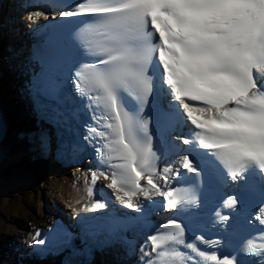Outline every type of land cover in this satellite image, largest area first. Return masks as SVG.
I'll return each mask as SVG.
<instances>
[{"label":"snow or ice","instance_id":"6c2138e0","mask_svg":"<svg viewBox=\"0 0 264 264\" xmlns=\"http://www.w3.org/2000/svg\"><path fill=\"white\" fill-rule=\"evenodd\" d=\"M59 15L85 18L78 46L91 59L74 67L70 82L96 122L84 137L95 141L102 169L91 175L89 197L102 179L137 213L147 207L141 196L183 211L200 207L195 194L205 183L210 190L230 186L213 213L224 225L229 217L221 209L237 215L248 193H264V0H77ZM150 99L154 113L145 117ZM153 122L167 151L154 147ZM168 154L175 159L160 167ZM104 207L99 199L91 204ZM249 215L264 236V200ZM185 232L175 218L160 224L147 238L155 256L148 253L145 264H192L177 246L199 264H238L200 250L195 241L203 237L189 243ZM249 254L264 264V245Z\"/></svg>","mask_w":264,"mask_h":264},{"label":"bare ground","instance_id":"6f19581e","mask_svg":"<svg viewBox=\"0 0 264 264\" xmlns=\"http://www.w3.org/2000/svg\"><path fill=\"white\" fill-rule=\"evenodd\" d=\"M9 1V0H7ZM3 5L0 10V22L7 21L5 26L0 27V56L5 53V44L14 45L18 40H27L28 44L37 38L32 39L29 36L28 28L33 23H40L44 16L29 19L31 13L39 11L33 9L28 13L15 11L13 8ZM26 35V36H25ZM9 72L6 64L1 63L0 74L6 75ZM14 78L9 77L6 81L3 75L0 77V104L2 108V117L6 124L5 134L0 141V198H5V204L0 208V248L2 245L8 247L12 242L24 244L31 230L25 226L23 219L25 214L30 220H33L34 227L48 222L53 217L68 216L70 213H76L80 209L84 187L78 181L76 185L72 184L75 176L73 169H64L49 164L38 155V151L29 137L31 123L26 117V105L19 99L16 88L12 90ZM19 99V100H18ZM74 171V174L71 171ZM47 174L44 187L49 188L48 195L45 191L39 193L38 213L31 214L27 208L22 207V203L27 202L29 197L26 190L35 186L36 178L39 174ZM83 174V173H81ZM103 181V180H102ZM37 195L33 194L32 201ZM53 200L55 204H51ZM9 224L20 225L17 229H10ZM22 225V227H21ZM33 227V228H34ZM17 231V232H16ZM2 250H0L1 256ZM104 264H126V262L109 256Z\"/></svg>","mask_w":264,"mask_h":264},{"label":"rangeland","instance_id":"374dc122","mask_svg":"<svg viewBox=\"0 0 264 264\" xmlns=\"http://www.w3.org/2000/svg\"><path fill=\"white\" fill-rule=\"evenodd\" d=\"M47 176V174H39L38 176H37V178H36V181H35V186H33V187H29L26 191V195L29 197V200L27 201V202H24V203H22V207L23 208H27V210H28V212H30L31 214H33V213H38V209H37V206L39 205V193L41 192V191H45V194H47L48 195V193H49V188H45L44 187V182L46 181V179H45V176ZM33 194H35V195H37V197H36V199L34 200V201H32V197H33ZM5 198H0V208L1 207H3V205L5 204ZM53 200H51L50 201V203L52 202ZM52 203H54V202H52ZM51 203V204H52ZM55 204V203H54ZM23 223L25 224V226L27 225V227L30 225V226H33L32 225V223H33V220H30V218L29 217H27V214H25V217H24V219H23ZM10 226H9V230L10 229H17V228H19V226L20 225H15V228H12V227H14V225H12V224H9ZM21 227H22V225H21ZM23 228V227H22ZM32 231V230H31ZM17 232V231H16ZM2 247H3V245H2Z\"/></svg>","mask_w":264,"mask_h":264}]
</instances>
